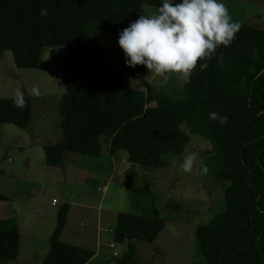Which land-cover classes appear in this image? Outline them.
Here are the masks:
<instances>
[{
	"label": "trees",
	"instance_id": "obj_1",
	"mask_svg": "<svg viewBox=\"0 0 264 264\" xmlns=\"http://www.w3.org/2000/svg\"><path fill=\"white\" fill-rule=\"evenodd\" d=\"M162 2L0 0V55L11 50L17 67L39 68L45 47L75 46L63 65L62 135L44 145L49 166H63L69 152L100 155L109 143L111 153L116 147L126 150L132 164L160 167L165 154L182 153L189 142L183 123L209 139L217 174L230 182L224 209L196 228L199 251L206 264H264V30L240 23L230 46H220L212 59L198 62L209 66L196 68L182 98L158 91L145 79L146 66L131 67L125 56L117 68L101 65L104 50L82 44L92 31L120 34L145 5H154L156 13ZM41 9L47 14L41 15ZM128 76L143 88L130 85ZM12 98H0V127L12 123L24 128L33 118V98L25 92L23 109ZM214 111L227 115L228 122L211 120ZM6 200L9 196L0 191V201ZM70 208L68 202L60 207L40 264H91L90 249L61 240ZM165 225L156 208L147 214L119 212L114 238L127 241L128 248L118 263L137 261L134 240L152 241ZM20 236L16 221L0 219V264L17 259Z\"/></svg>",
	"mask_w": 264,
	"mask_h": 264
},
{
	"label": "rangeland",
	"instance_id": "obj_2",
	"mask_svg": "<svg viewBox=\"0 0 264 264\" xmlns=\"http://www.w3.org/2000/svg\"><path fill=\"white\" fill-rule=\"evenodd\" d=\"M223 3L233 21L264 30V0H223ZM155 9L154 5H145L141 15L153 14ZM119 35L96 30L90 32L82 44L101 47L104 51L98 63L117 68L125 56ZM74 47L72 44L45 47L39 68L17 67L11 50H5L0 56V98L13 97L17 87L22 91L27 89L23 92L28 94L33 86L40 90L39 97L29 94L34 107L29 125L21 128L4 123L0 127V191L15 189L9 201L0 202V214L7 215L5 206L15 212L11 219L20 225L21 257L34 250L33 261L42 262L58 211L68 202L71 208L61 240L91 247L94 252L91 264H110L111 261L119 264L117 258L126 252L128 242L116 241L110 231L116 228L119 212L147 214L154 208L166 218V225L152 241L134 240L138 259L129 264H206L198 248L196 228L224 209L225 188L230 181L217 174L219 165L214 154L208 153L212 148L210 140L200 133H192L186 123L181 127L190 134V140L184 151L165 154L164 165L160 167L132 164L127 151L115 144L114 154H111L107 149L109 143H105L100 155L66 154L64 163L73 154L82 160L85 169L95 172L90 173L88 181L82 176L75 180L70 172L66 174L68 162L60 173L57 172L62 167L47 165L43 142L46 137L58 140L62 135L60 106L66 91L63 65ZM145 79L158 91L184 96L185 81L177 74H171L165 81L146 68ZM127 81L143 88L136 78L128 76ZM189 153L198 154L193 173L179 168ZM204 165L209 169L208 174L197 175L196 171ZM26 190L30 195L24 197L22 192ZM171 204L176 206L171 207ZM32 233H36V239L30 237ZM17 260L5 264H20Z\"/></svg>",
	"mask_w": 264,
	"mask_h": 264
},
{
	"label": "clouds",
	"instance_id": "obj_3",
	"mask_svg": "<svg viewBox=\"0 0 264 264\" xmlns=\"http://www.w3.org/2000/svg\"><path fill=\"white\" fill-rule=\"evenodd\" d=\"M41 15L47 9L40 10ZM241 28L233 21L223 0H163L158 11L141 15L124 28L119 35V45L131 67L146 66L150 73L167 81L171 74H177L186 83L197 67L201 71L208 68L207 61L216 55L220 46L228 47ZM30 95L40 96V90L33 86ZM13 105L23 109L27 106L25 93L17 87ZM209 118L223 125L228 122L227 115L210 112ZM198 154H187L179 168L185 173H193ZM175 167V162H173ZM206 165L196 171L197 175H207Z\"/></svg>",
	"mask_w": 264,
	"mask_h": 264
},
{
	"label": "crops",
	"instance_id": "obj_4",
	"mask_svg": "<svg viewBox=\"0 0 264 264\" xmlns=\"http://www.w3.org/2000/svg\"><path fill=\"white\" fill-rule=\"evenodd\" d=\"M3 55V54H2ZM2 55H0V56H2ZM43 62V61H42ZM42 66V65H41ZM23 91H27V89H25L24 88V90ZM39 113H40V111H39ZM55 141H57V140H52V139H50V138H44V142H43V144L45 145V144H47V143H52V142H55ZM107 149H109V148H107ZM110 151V150H109ZM69 153H71V152H69ZM103 153V152H102ZM101 153V154H102ZM68 154V153H67ZM111 154H114V153H111ZM72 156H70L69 158H68V160L66 161V163L68 162V169H66V174H68V172H70V175L71 176H73V175H75V180H76V177L77 176H82V178H83V180H86V181H88V179L91 177L90 176V173H92L93 175H94V171H92V170H88V169H85L84 168V166H83V164H82V160H80L79 158H77V156H75V155H73V154H71ZM112 158V161H111V164L114 166V160H113V156H111ZM66 163H64L63 164V166H53V167H62V170H60L59 172H57V173H60V172H62V171H64V168H65V166H66ZM74 165H76V166H74ZM114 169L112 168V170L111 171H113ZM97 171H99V172H101L100 170H97ZM114 172V171H113ZM97 174V173H96ZM112 176H113V173L112 174H110V176H109V179H111L112 178ZM79 178V177H78ZM77 178V179H78ZM12 180V179H11ZM13 184V183H12ZM11 186V184H9V187ZM8 187V188H9ZM15 187V186H14ZM15 188H19V187H15ZM14 190L15 189H11L10 191H5L4 193L5 194H7L8 196H9V199L11 198L10 196L13 194V192H14ZM29 190V189H28ZM28 190H26V191H24V192H22L23 193V196L25 197V196H29L30 195V193H27V191ZM6 201H9V200H6ZM1 202V201H0ZM0 210H1V208H0ZM5 214H7V215H2V214H0V219H11V218H13V214L15 213L14 212V210L12 211V210H10V209H7V206H5ZM57 222V221H56ZM20 226V225H19ZM21 233V232H20ZM51 234V233H50ZM63 234V233H62ZM50 236V235H49ZM62 236V235H61ZM21 237V236H20ZM30 237L32 238V239H36L37 238V236H36V233H32V234H30ZM111 244H113V243H111ZM111 244H110V246H111ZM81 246V245H80ZM82 246H85V247H87L88 249H90L92 252H93V250L91 249V247H89L88 245H82ZM112 247V246H111ZM114 247V246H113ZM47 249H48V247H47ZM33 253V254H32ZM21 255H22V251H21V247H20V252H19V255H18V257H17V261L20 263V264H35V262L33 261L34 260V256H35V254H34V250H32V251H30V253L29 254H27L26 256H23V257H21ZM93 255H94V252H93ZM15 260V261H16ZM109 262L111 261L110 259L108 260ZM110 264H113L112 263V261L110 262Z\"/></svg>",
	"mask_w": 264,
	"mask_h": 264
},
{
	"label": "built area",
	"instance_id": "obj_5",
	"mask_svg": "<svg viewBox=\"0 0 264 264\" xmlns=\"http://www.w3.org/2000/svg\"><path fill=\"white\" fill-rule=\"evenodd\" d=\"M110 231L114 233V230H112V229H111ZM111 246L113 247V246H114V244H111Z\"/></svg>",
	"mask_w": 264,
	"mask_h": 264
}]
</instances>
